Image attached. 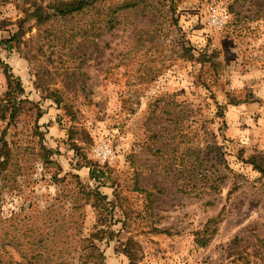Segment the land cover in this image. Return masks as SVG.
Instances as JSON below:
<instances>
[{
	"label": "rangeland",
	"instance_id": "1",
	"mask_svg": "<svg viewBox=\"0 0 264 264\" xmlns=\"http://www.w3.org/2000/svg\"><path fill=\"white\" fill-rule=\"evenodd\" d=\"M69 1L0 0V259L264 264V0Z\"/></svg>",
	"mask_w": 264,
	"mask_h": 264
},
{
	"label": "trees",
	"instance_id": "2",
	"mask_svg": "<svg viewBox=\"0 0 264 264\" xmlns=\"http://www.w3.org/2000/svg\"><path fill=\"white\" fill-rule=\"evenodd\" d=\"M107 0H72L69 2H61L59 4H56L53 6V14L51 16H48V14L41 12L40 8L36 10L33 13V17L36 18L38 23H43L47 21L50 18L53 17H59V18H65L68 16H72L74 14H78L83 12L84 10H88V8H94L96 5H103L106 3ZM142 0H118L112 3H106L107 8L104 16L103 23L105 24V27L107 29H112L114 24L116 23L115 14L118 13L121 10L128 9V8H134L137 6L139 2ZM14 36L10 39H13ZM5 70L9 69V66L7 64H3ZM11 75H9L10 77ZM17 106H10V114L9 119H13V117L16 114V111L18 109ZM6 157V156H4ZM6 159V158H4ZM2 160L1 165L4 164L5 160ZM245 163L252 166L253 170H256L260 174L264 175V160H261L260 158H257L255 156H250L245 160ZM91 177L92 174H90ZM215 219H210L206 222L205 225V231L208 229V224L212 223ZM63 227L62 224L56 223L54 225H51V229L48 233L45 234V238H37V240L31 244L32 249H24L23 246L18 245L17 248L14 250L19 253V256L21 258H24L26 260L25 264H48L47 261H49L52 258V255L54 252L50 253V245H48L47 241L53 238L55 231L57 228ZM49 237L46 238V237ZM94 236L90 235L89 237L80 238V242H82V245L77 248L78 253L80 254V259H82V262L80 264H104V256L102 251L100 250L97 242H95V239H93ZM203 245L204 242H201ZM3 243L1 244V249H4ZM21 247V248H20ZM8 251H4L2 254H7ZM1 256V255H0ZM6 262V263H5ZM0 264H21L18 262H13L11 260L3 261L0 259Z\"/></svg>",
	"mask_w": 264,
	"mask_h": 264
},
{
	"label": "built area",
	"instance_id": "3",
	"mask_svg": "<svg viewBox=\"0 0 264 264\" xmlns=\"http://www.w3.org/2000/svg\"><path fill=\"white\" fill-rule=\"evenodd\" d=\"M104 154V153H103ZM106 154H104V156H105Z\"/></svg>",
	"mask_w": 264,
	"mask_h": 264
}]
</instances>
